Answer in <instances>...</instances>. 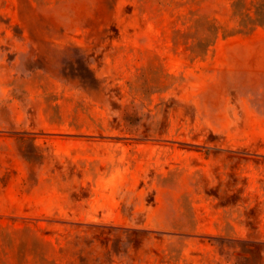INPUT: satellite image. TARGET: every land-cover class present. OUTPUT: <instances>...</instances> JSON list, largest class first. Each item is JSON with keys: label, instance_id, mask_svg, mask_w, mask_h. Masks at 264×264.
Wrapping results in <instances>:
<instances>
[{"label": "rangeland", "instance_id": "1", "mask_svg": "<svg viewBox=\"0 0 264 264\" xmlns=\"http://www.w3.org/2000/svg\"><path fill=\"white\" fill-rule=\"evenodd\" d=\"M232 1L0 0V264H264V27Z\"/></svg>", "mask_w": 264, "mask_h": 264}, {"label": "trees", "instance_id": "2", "mask_svg": "<svg viewBox=\"0 0 264 264\" xmlns=\"http://www.w3.org/2000/svg\"><path fill=\"white\" fill-rule=\"evenodd\" d=\"M247 0H233L232 1V13L236 19V28L235 33L238 34H249L253 32L258 27H264V0H260L257 3H253L252 7H247ZM212 31L216 37L221 33L223 36L232 35L234 33L226 34L223 32L221 27L212 26ZM209 31V29H207ZM211 43L206 44L205 50Z\"/></svg>", "mask_w": 264, "mask_h": 264}]
</instances>
